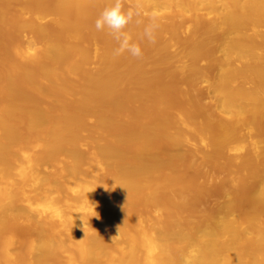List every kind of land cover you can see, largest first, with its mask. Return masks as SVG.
<instances>
[{"label":"bare ground","instance_id":"obj_1","mask_svg":"<svg viewBox=\"0 0 264 264\" xmlns=\"http://www.w3.org/2000/svg\"><path fill=\"white\" fill-rule=\"evenodd\" d=\"M4 1L0 264H264V0H122L136 13L123 32L143 39L140 57L115 55L111 30L87 23L92 5L100 16L114 0ZM11 27L36 40L4 41ZM204 57L218 67L215 107L196 117L161 102L145 119L136 103L162 97L165 79L206 76ZM210 189L230 199L199 208Z\"/></svg>","mask_w":264,"mask_h":264},{"label":"rangeland","instance_id":"obj_2","mask_svg":"<svg viewBox=\"0 0 264 264\" xmlns=\"http://www.w3.org/2000/svg\"><path fill=\"white\" fill-rule=\"evenodd\" d=\"M52 0H43V4L49 5ZM0 6L6 8L10 12L13 10L12 6L7 4L4 0H0ZM131 4L128 2H123V8L125 11L131 9ZM33 11L29 8L24 11V15L29 17L32 15ZM100 11L96 9L93 5L90 7V16L87 19L88 24H92L97 17L99 16ZM147 12L142 11V14L145 15ZM162 15L165 16L166 12H162ZM51 15H47L41 21L43 24L48 25L50 29H52L51 25ZM188 22H185L183 26H186ZM4 41L10 40L12 43L19 44H32L36 40V36L33 32L29 30H19L15 27H11L9 29H3ZM85 48L90 54V59L87 63L88 69H93L98 64V59L94 56V42L89 38H86ZM2 43V46H4ZM135 43L139 44L141 47L142 53L145 51L146 47L142 38L138 39ZM222 43L223 41L219 40L218 37L213 36L211 38L210 46L208 50L210 53L215 56H220L222 54ZM18 64V62H15ZM200 67L207 73L206 76L200 78L198 81H190L184 80L179 81L176 77H172V79H165L162 75L164 69H159L161 76L163 77V82L166 84H172L170 87H165L162 92V97H157L156 95L149 94L144 99L138 101L136 103V107L142 111L143 117L147 120H153L157 118L161 113L165 111L162 107L161 102L166 103L170 108L179 109L181 111L190 109L193 111L194 116L200 117L201 111H208L215 107L218 103L219 97L215 94L212 84L211 78L218 71L217 66H210L206 57L202 58L199 62ZM158 72H155L157 74ZM73 82H77V78H70ZM4 80L3 72L0 71V85ZM15 82L20 84L21 80L19 76H15ZM153 83L157 82V78H153ZM41 105H45L46 101H39ZM202 109V110H201ZM243 133L245 134L247 139L256 137L255 131H249L247 129H243ZM35 142V141H34ZM187 149L186 145L181 146L180 150ZM48 166V165H47ZM261 177L260 179H262ZM230 199V195L228 193H221L216 191L215 189H210L208 194L205 197L200 199L198 202V207L202 209H214L218 204L223 203ZM32 225L26 224L17 228L16 234L18 236L19 242L22 244L29 236H32Z\"/></svg>","mask_w":264,"mask_h":264},{"label":"clouds","instance_id":"obj_3","mask_svg":"<svg viewBox=\"0 0 264 264\" xmlns=\"http://www.w3.org/2000/svg\"><path fill=\"white\" fill-rule=\"evenodd\" d=\"M133 10L127 11L123 8L122 0H114V3L109 7H106L95 21V27L97 30H102L107 27L111 30L114 38L119 42V47L115 49V55H120L127 51L134 57L142 56L141 47L137 43H131V37L123 32L126 25L133 19ZM154 24H149L144 29V35L150 42H155L154 37Z\"/></svg>","mask_w":264,"mask_h":264}]
</instances>
